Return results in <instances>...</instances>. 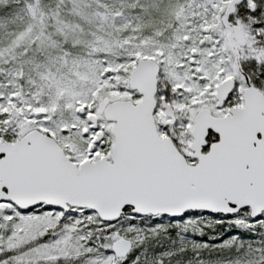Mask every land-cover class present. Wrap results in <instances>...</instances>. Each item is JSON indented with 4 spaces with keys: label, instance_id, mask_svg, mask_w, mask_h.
Returning <instances> with one entry per match:
<instances>
[{
    "label": "snow or ice",
    "instance_id": "1",
    "mask_svg": "<svg viewBox=\"0 0 264 264\" xmlns=\"http://www.w3.org/2000/svg\"><path fill=\"white\" fill-rule=\"evenodd\" d=\"M0 264H264V0H0Z\"/></svg>",
    "mask_w": 264,
    "mask_h": 264
}]
</instances>
